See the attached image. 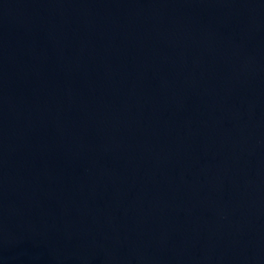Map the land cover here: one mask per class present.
Instances as JSON below:
<instances>
[{
    "label": "water",
    "instance_id": "water-1",
    "mask_svg": "<svg viewBox=\"0 0 264 264\" xmlns=\"http://www.w3.org/2000/svg\"><path fill=\"white\" fill-rule=\"evenodd\" d=\"M0 264H264V0H0Z\"/></svg>",
    "mask_w": 264,
    "mask_h": 264
}]
</instances>
